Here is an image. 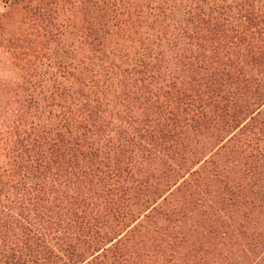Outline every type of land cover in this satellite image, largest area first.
Wrapping results in <instances>:
<instances>
[{"label": "trees", "instance_id": "16d2710c", "mask_svg": "<svg viewBox=\"0 0 264 264\" xmlns=\"http://www.w3.org/2000/svg\"><path fill=\"white\" fill-rule=\"evenodd\" d=\"M6 2L0 264H264V0Z\"/></svg>", "mask_w": 264, "mask_h": 264}, {"label": "rangeland", "instance_id": "374dc122", "mask_svg": "<svg viewBox=\"0 0 264 264\" xmlns=\"http://www.w3.org/2000/svg\"><path fill=\"white\" fill-rule=\"evenodd\" d=\"M8 11H9V7H8V3L6 2V0H0V19H2L7 14ZM16 17H17V15H16ZM16 17L14 16V19H16ZM16 26L17 25H15V23L13 22V24L11 23V25L8 26L7 29H4V31H3V28L0 27V34L2 32H4V34H8L11 31L15 30ZM2 57H3L2 52L0 50V61L3 60ZM0 65H2V64L0 63ZM2 74L3 75H0V80L6 78V72H3Z\"/></svg>", "mask_w": 264, "mask_h": 264}]
</instances>
